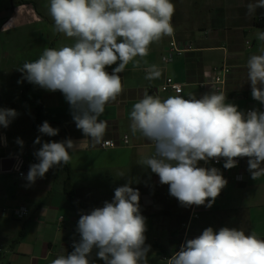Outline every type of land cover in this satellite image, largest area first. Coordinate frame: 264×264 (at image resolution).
<instances>
[{"label": "crops", "instance_id": "obj_1", "mask_svg": "<svg viewBox=\"0 0 264 264\" xmlns=\"http://www.w3.org/2000/svg\"><path fill=\"white\" fill-rule=\"evenodd\" d=\"M46 0H28L26 3L0 0V108L15 109L18 115L7 128L0 126V264H51L59 255L71 253L74 242L80 240L77 232L81 214H88L105 201L111 202L117 187L129 184L140 193V211L154 209L161 216L158 227L170 234V247L157 244L168 254L175 253L172 240L178 235L175 227L185 222L191 207L181 206L169 193V186L161 184L158 175L141 165L145 156L154 152L151 142L130 131V111L142 99L145 91L162 99L182 95L197 99L215 91L211 80L214 70L227 64L231 73L227 78L226 103L239 111H264V105L254 100L251 84L247 79V61L253 54H260L264 42L257 39V31H264V8L247 14L249 3L257 0H172L175 13L172 17L174 34L180 43L192 44V50L164 64L162 55L171 37L153 43L145 58L148 65L155 64L161 71L159 79H145L146 65L133 70L130 63L120 73L123 92L116 101L106 105L100 120L107 122L104 140L121 142L129 136V144L103 149L89 146L86 151H70L67 165L51 168L43 178L29 185L24 176L15 171L2 172L5 158L25 152L27 158L36 159L34 153L44 142L85 139L76 128L69 103L60 92H51L22 79L17 69L25 62H33L45 48H59L74 43L72 38L54 31ZM118 66L106 68L109 73ZM173 77L183 85V92H162L166 77ZM44 121L58 128L56 136L43 135L38 126ZM37 137L41 143H35ZM17 138L23 141L18 144ZM202 161L199 162V164ZM234 171L243 175L236 181ZM228 181L212 207H200V216L194 220L187 238L193 239L212 227L242 229L245 234L255 232L264 239V217L254 220V212L264 213V176L253 180L248 171V160L231 174L224 173ZM144 178H147L144 180ZM68 192H73V203ZM26 206L30 214L18 220L4 209ZM65 217L59 222V217ZM262 217V216H261ZM94 249L89 259L94 264L104 262ZM161 251V260L165 256Z\"/></svg>", "mask_w": 264, "mask_h": 264}, {"label": "clouds", "instance_id": "obj_2", "mask_svg": "<svg viewBox=\"0 0 264 264\" xmlns=\"http://www.w3.org/2000/svg\"><path fill=\"white\" fill-rule=\"evenodd\" d=\"M257 8H264V0L249 3L247 14ZM48 11L54 31L74 43L45 48L37 60L17 70L29 83L64 95L85 139L42 143L34 153L39 162L29 166V185L54 166L67 165L70 151L108 143L104 141L107 122L99 117L123 92L120 73L130 63L136 70L143 62L145 79H159L161 69L148 65L145 58L151 44L173 37L175 31L172 0H50ZM257 39L264 42V31H257ZM117 62L111 73L106 71ZM247 79L253 99L264 105V48L249 57ZM226 99L222 91L199 99L194 95L162 99L145 91L130 111L131 134L154 144L153 154L145 156L141 165L169 186L181 206L210 208L228 183L218 168L199 166L200 161L225 158L223 167L232 169L237 158L247 157L251 178L264 176V111L244 113ZM17 115L15 109L0 108V126L7 128ZM38 131L56 136L59 129L44 121ZM16 142L23 145L19 138ZM35 143H41L39 137ZM139 200L138 189L129 184L117 187L111 202L81 214L80 240L71 253L57 256L51 264H94L89 259L94 249L104 264H148L150 245H145L146 218ZM166 264H264V239L242 229L208 227L186 240Z\"/></svg>", "mask_w": 264, "mask_h": 264}, {"label": "built area", "instance_id": "obj_3", "mask_svg": "<svg viewBox=\"0 0 264 264\" xmlns=\"http://www.w3.org/2000/svg\"><path fill=\"white\" fill-rule=\"evenodd\" d=\"M172 22V21H171ZM173 25V22H172ZM192 50V44L190 43H180L176 37L175 34L173 37H171V40L169 41V46L166 52L162 55V62L164 64H169L174 61L175 58L180 57L185 55L187 52ZM231 73V68L229 65L224 64L220 68H216L213 73V77L211 80V85L214 88L215 91L217 92H223L225 94L226 92V86H227V78L229 74ZM162 92H173L175 94H181L183 92V85L181 83H178L173 77H166L164 80V83L161 87ZM55 92H60V91H55ZM61 93V92H60ZM250 111V110H249ZM127 136V140L124 139V137ZM107 141V144H100V147L103 149H109V148H117L120 145L126 146L129 144V136L124 135L122 137L121 142L115 141V140H104ZM151 145L154 146V144L151 142ZM27 154L25 152L19 153L14 156L15 161L12 166V171H15L19 177L24 176V171L26 166H30L31 164L37 163L36 159L34 158H27ZM244 160H248L247 157L245 158H237V165L233 167L232 169H225L223 167L225 161V158H220L219 162L216 160H209L207 163L202 161L199 166L206 167V168H211V167H216L218 168L222 175L224 173H229L233 170H237L241 163ZM235 173V179L236 181H242L243 175L239 173L238 171H234ZM204 207V206H191V213L189 218L182 223L181 227L183 230L180 232V239H181V244L180 246L187 240L190 231H191V226L194 220L198 219L200 216V212L198 211V208ZM4 212L9 213L12 217L18 220H22L26 218L30 214V210L26 206H19L15 208H7L4 209ZM65 217L61 216L59 217V222L62 223L64 222ZM180 249V248H179ZM2 250L0 249V252ZM179 251V250H178ZM171 257V256H170ZM170 257H163V264H166V260Z\"/></svg>", "mask_w": 264, "mask_h": 264}, {"label": "rangeland", "instance_id": "obj_4", "mask_svg": "<svg viewBox=\"0 0 264 264\" xmlns=\"http://www.w3.org/2000/svg\"><path fill=\"white\" fill-rule=\"evenodd\" d=\"M45 2L47 4L49 1L46 0ZM146 179L147 178H144V180ZM154 213H155L154 209L153 210L149 209L148 212L146 211L141 212V215L146 218V229L147 230L145 232V236H146L145 245H150V248H151V250H149L147 254V259H148V264H163V260H161L162 249L157 244L159 243V244H163V246L170 247V243L168 240L170 238V234L167 230H163L162 228L158 227V225L156 224V221L159 219L161 215L156 213L155 215L151 216ZM263 217H264L263 212H260V211L254 212V217H253L254 220L260 221V218L263 220ZM181 225L179 224L174 228L176 231L175 233L178 235L172 240L171 244L174 247L178 246V242L180 238L179 232L183 230ZM102 264H104V262H102Z\"/></svg>", "mask_w": 264, "mask_h": 264}, {"label": "water", "instance_id": "obj_5", "mask_svg": "<svg viewBox=\"0 0 264 264\" xmlns=\"http://www.w3.org/2000/svg\"><path fill=\"white\" fill-rule=\"evenodd\" d=\"M15 158H5L1 162V171L2 172H9L12 169L14 164Z\"/></svg>", "mask_w": 264, "mask_h": 264}, {"label": "trees", "instance_id": "obj_6", "mask_svg": "<svg viewBox=\"0 0 264 264\" xmlns=\"http://www.w3.org/2000/svg\"><path fill=\"white\" fill-rule=\"evenodd\" d=\"M14 2L16 1V2H21V3H26V2H28V0H13ZM68 195H69V197H70V200L72 201V205H74V203H73V192H68ZM179 237H180V232H179ZM180 244H181V239L179 238V242H178V246L177 247H175V252H177L178 250H179V248H180ZM150 250H151V248H150ZM162 252H164V254H165V256L164 257H170V256H172L173 254H166L165 253V251H162Z\"/></svg>", "mask_w": 264, "mask_h": 264}]
</instances>
